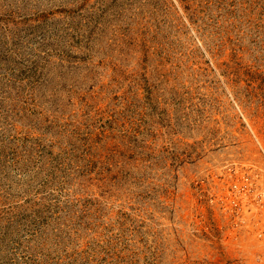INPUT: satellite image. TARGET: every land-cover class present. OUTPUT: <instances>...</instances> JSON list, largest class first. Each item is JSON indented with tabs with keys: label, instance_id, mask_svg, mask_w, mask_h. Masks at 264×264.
<instances>
[{
	"label": "rangeland",
	"instance_id": "374dc122",
	"mask_svg": "<svg viewBox=\"0 0 264 264\" xmlns=\"http://www.w3.org/2000/svg\"><path fill=\"white\" fill-rule=\"evenodd\" d=\"M0 264H264V0H0Z\"/></svg>",
	"mask_w": 264,
	"mask_h": 264
}]
</instances>
